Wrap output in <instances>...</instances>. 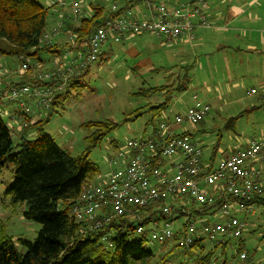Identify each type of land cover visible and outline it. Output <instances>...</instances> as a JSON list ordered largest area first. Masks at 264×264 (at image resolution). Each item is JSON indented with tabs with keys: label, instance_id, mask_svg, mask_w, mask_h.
Returning <instances> with one entry per match:
<instances>
[{
	"label": "trees",
	"instance_id": "trees-1",
	"mask_svg": "<svg viewBox=\"0 0 264 264\" xmlns=\"http://www.w3.org/2000/svg\"><path fill=\"white\" fill-rule=\"evenodd\" d=\"M118 1L115 0V4L118 5ZM137 2L141 1L135 3ZM58 3L52 2L50 6L46 7L38 0H0V55L24 58V56H37L40 52H47L56 56L60 54L61 50H64L65 53H71V60L75 59L80 52L85 51V45L89 39L104 26L107 19L120 16L131 6L130 2L125 3L124 7L119 4L120 11L115 15L101 4L91 2L88 7V15L84 14L76 24L63 21L64 27L61 32L69 35L72 44L69 40L65 45H61L53 43V39L56 37L52 35L53 28L50 33L47 32L48 19L53 14L52 11L56 10L59 14L64 10L58 7ZM51 16L53 17V15ZM47 33L52 39L50 45L43 41V37ZM72 53L73 56H71ZM51 63L52 61L49 64L51 65ZM90 66L80 76L73 77L68 82L67 94L57 95L48 111L46 120L32 125L31 128L36 130V138L29 140L23 137L16 146L19 151L15 154H12L15 149L13 131L3 123L0 117V166L11 162L16 167L15 180L6 191V196L11 198L14 206L25 204L27 206V210L24 212L25 219L41 226L33 243L24 240L18 241L27 250L23 256H20L13 238L5 232L0 220V264H150L155 259V254L146 248L150 242L146 234L136 237L139 227L148 228L152 221L176 222L187 218L175 235L177 241L180 236L186 235L187 226L200 216L195 213L194 209L192 210L193 215L188 217L179 209H175L171 215H166L163 211L154 210L152 207L141 210L139 219H133L128 215L118 218L99 230H87L83 234L80 233L82 228H86V225L74 220L71 209L82 196L85 188L101 174L100 168L89 160L91 152L118 127V123L89 122L84 124L88 131L85 138L87 148L78 157H73L60 149L47 134L45 128L59 103L65 100L68 90L80 88L81 81L89 72ZM51 68L52 66L49 68L50 71ZM35 69L29 65V71H18L19 81L0 88V96L22 86H53L52 82L39 80L38 74H33ZM161 70L152 72L158 74L163 71L177 70L178 76L171 84L168 83L171 78L167 77L166 84L148 88L146 91L148 95L161 94L164 99L161 104L148 107V112L152 115L149 124L155 128L160 124L162 115L169 112L174 97L188 91L193 66L180 68L171 66L161 68ZM141 114V110L136 111L135 118ZM244 115L245 112L230 119L225 130L235 129L236 123ZM27 120L29 121V119ZM182 137L193 141L191 133H184ZM221 141L220 134L211 153L207 173L211 172V168L217 160ZM213 198L215 199L214 205L201 207L204 213L213 211L212 214H215L225 202H239L244 207L261 209L264 208V187L261 195L254 194L248 200L225 196L223 193L213 196ZM242 213L239 212L235 217L239 219ZM205 240H207L206 237L194 240L193 244L186 249L176 246L155 264H167L170 259L177 256L175 254L177 248L182 249L183 254L200 251L196 263L210 264L214 259L215 250L218 248L225 250L227 244L222 245L224 242H215L213 249L207 252L204 248ZM242 250L239 245L238 254L242 255Z\"/></svg>",
	"mask_w": 264,
	"mask_h": 264
},
{
	"label": "built area",
	"instance_id": "built-area-1",
	"mask_svg": "<svg viewBox=\"0 0 264 264\" xmlns=\"http://www.w3.org/2000/svg\"><path fill=\"white\" fill-rule=\"evenodd\" d=\"M96 0H61L60 9H69V18L78 22L85 14L84 8L89 2ZM131 6L123 14L109 18L89 39L85 51L80 52L75 59H70L71 53H64L56 59L55 65L63 64V69L38 75L41 81L52 82L53 86H22L12 89L4 96L10 102H18L23 111L19 121L23 129L29 126V117L34 113L32 106L38 111H49L57 95L64 93L68 82L78 77L93 62L102 55L103 46L111 39L121 35L149 34L172 42L178 38L192 39L199 29H211L207 11L209 0H194L188 3H162L157 0H126ZM136 1H141L144 7L138 10L133 7ZM123 4V3H122ZM121 7H124L121 6ZM119 5L113 4L112 14L120 11ZM64 27L63 20L52 29V35L57 36ZM43 41L50 45L49 34ZM24 62L23 57H19ZM23 72L29 70V65L23 63ZM253 90L250 94H256ZM193 104L184 114L164 119L153 130V133L139 140L128 141L126 146L117 151L110 159L113 169L108 180L100 184L87 186L82 196L71 209L74 220L87 230L96 231L118 218L130 215L139 219V212L152 208L171 215L178 206L177 200H190L195 213L202 211L201 207H211L215 203L212 195L204 188L219 190L225 196L250 199L261 195L264 187V170H251L249 163L264 165V139L252 140L246 146L235 149L230 156L219 161L214 170L204 171L203 149L201 146L183 138L176 128L190 125L197 126L205 120L211 111L209 105L203 104L198 96L193 97ZM1 103V101H0ZM2 104V103H1ZM3 113L0 114V117ZM160 151V154H159ZM204 174V176H202ZM234 208L241 211L254 212V207H244L239 202H225L219 212L227 217L225 223L211 224L203 220L192 221L186 229V235L177 241L173 230L175 221H152L148 228L139 227L136 233L146 234L153 243H169L189 248L194 240L206 237L213 244L223 242L227 237L240 238L247 224L236 218ZM193 209L181 210L188 217L193 215ZM175 229V228H174ZM242 259L247 255L242 253Z\"/></svg>",
	"mask_w": 264,
	"mask_h": 264
},
{
	"label": "rangeland",
	"instance_id": "rangeland-1",
	"mask_svg": "<svg viewBox=\"0 0 264 264\" xmlns=\"http://www.w3.org/2000/svg\"><path fill=\"white\" fill-rule=\"evenodd\" d=\"M38 1L47 7L51 5L50 3H57L61 0ZM113 4L114 1L112 3L104 2V7L110 11ZM51 15L48 19V33L53 25H51ZM115 39L111 38L110 40L113 41L109 40L108 47L105 48L106 44L102 49L105 55L91 64L89 72L81 81L80 88L68 90V98L59 103L45 128L47 134L60 149L73 157H78L87 148L85 138L88 131L84 124L89 122L118 123V127L90 154V162L97 165L101 171V174L91 183L97 185L107 181L112 174L113 169L109 163L110 159L116 156L118 150L124 148L128 141L146 138L153 133L154 126L149 124L152 115L148 112V107L161 104L164 99L161 94L148 95L146 91L148 88L164 85L166 82L159 75L150 72L162 71L161 68L179 64L181 58L192 54V52H185V56L179 54L176 48L170 47L169 43L154 36L131 35L120 41ZM52 59L53 56L50 53L40 52L37 56H24V63L36 68L33 73L39 71V74H43L50 72L49 63ZM39 62L46 63L47 66L38 67ZM22 64L19 57L0 55V82L4 81L5 84L18 82L20 77L17 73L22 71ZM57 67L59 68H51V71H60L63 69V64L60 63ZM200 74L203 72H199ZM215 78L218 77L215 75ZM194 94V91L189 90L183 95L174 97L171 106V108L176 106L175 111H171L173 117L178 113L186 112V110L183 111V107L181 108V104L176 105L178 99L182 97L181 103L186 107H191L194 102L192 99ZM202 100L209 103L208 100ZM0 101L2 103H0V114L3 113L1 120L13 131L15 149L12 154H15L19 151L16 146L21 139L24 137L34 140L36 130L30 128L28 137H25L22 134L23 125L19 121V116L23 111L18 102H10L7 97H1ZM201 102L205 104L203 101ZM186 107L184 108L186 109ZM138 110H141L142 114L135 118ZM243 111L244 107L240 105L222 113L218 111L220 114L211 113V116L204 121L205 124L181 127H187L195 139L202 137L203 141L200 144L203 145L204 161L210 159L215 142L221 134L222 141L217 156V160H220L226 149L235 143L233 134L225 130L226 124ZM42 113L45 114V112ZM169 115L171 113L167 112L162 115L161 119L164 120ZM126 119L129 120L125 121ZM236 124L239 128L238 134L247 132L248 136L258 138L261 134L260 129L263 130L264 127V116L254 113L243 117ZM15 173L16 167L11 162L0 166V220L5 232L13 238L18 254L23 256L27 250L18 241L24 240L33 243L41 226L25 219L24 212L27 210L25 204L14 206L11 198L6 196V191L15 180ZM185 201L188 205H192L190 200L186 199ZM232 214L234 215V212ZM208 218H210L211 224L227 221V217H224L219 211L209 215ZM239 219L248 224L247 229L240 238H225V241H228L227 248L225 250L216 249L214 259L210 264H223V262H225L224 264H264V208H261L256 215L242 213ZM186 220L187 218H182L176 221L173 230L179 228ZM137 236L140 235L136 233ZM239 245L243 249L241 253L247 255L246 259H242L238 254ZM176 246L177 243L174 240L167 244L149 242L146 248L155 254V259L150 264H155L161 257L168 255ZM204 248L209 252L213 249V243L208 239L205 240ZM182 252V249L177 248L175 253L177 256L170 259L167 264H197L196 260L200 251H190L189 254Z\"/></svg>",
	"mask_w": 264,
	"mask_h": 264
},
{
	"label": "crops",
	"instance_id": "crops-1",
	"mask_svg": "<svg viewBox=\"0 0 264 264\" xmlns=\"http://www.w3.org/2000/svg\"><path fill=\"white\" fill-rule=\"evenodd\" d=\"M113 1L115 3V0H96L95 2L104 6V2L112 3ZM157 1L162 3L175 2L176 4H179L188 3L194 0ZM120 3H123L120 6H125V3H127V1L119 0L118 5ZM90 4L91 2H89L84 8L86 15H88V7ZM208 5L209 8L207 11V15L213 25L211 29H199L194 34V37L192 39L183 37L178 38L172 42H168L164 38L162 39L157 37L159 38V40H163L166 43H169L170 47L176 48L179 54L181 53L185 56V52H192V54H189L190 56L181 58L179 64H174L171 66H176L178 68L189 65L193 66V74L188 91H194V96H198V99L203 102L204 100L202 99L209 101V103L204 102L211 107V111L205 118V120H207V118H209L211 116V113L213 112L220 114L228 109H232L240 105L244 107V118L254 113H258L264 116V0H209ZM133 7L138 10H142L144 6L141 3H136L135 5H133ZM52 12V28L56 27V25L62 20L64 22L66 21L69 23H77L73 19L69 18L70 10L68 8L64 9L59 14H57L56 10ZM126 36L131 35L125 34L117 36L115 40H123L126 38ZM136 36L153 35L140 34ZM70 39L71 38H69L68 34H66L65 32H61L53 39V43H60L61 45H65L69 42ZM70 42L72 41L70 40ZM106 47H108V44L105 46V48ZM61 52L60 54L53 56L51 63L52 68H59L55 65V63L56 59L62 57V55L65 53L64 50H61ZM73 55L74 54L72 53L71 56ZM103 55L105 54L102 52L101 56ZM51 65L49 64V68ZM42 66L46 67L47 64L39 62L38 67ZM195 69L196 71H194ZM177 70L166 72L163 71L158 74L153 73L152 71L150 73L159 75V77L164 79V82H167V77H170L171 79L168 83L171 84L178 76ZM36 72L38 73L39 71ZM199 72H203V74L199 75ZM35 73L33 74L36 75ZM215 75L218 78H215ZM9 84L12 83L5 84L4 81L0 82V88H3L4 86H7ZM253 90H255L257 93L250 94ZM62 94H67V91L65 90ZM68 96L69 95H66V99L68 98ZM181 100L182 97L178 99L176 105L181 104V108L183 107V111H185L189 107H186V105L184 106L181 103ZM184 107H186V109ZM32 108L34 113L29 117V127L27 129H22V134L25 137H28L29 129L33 124L39 121L46 120L49 114L48 111H38L33 106ZM175 108L176 106L174 108H170L169 112L171 113V115H169L167 118H173V112L175 111ZM215 110H218L220 113ZM42 112H45V114ZM203 123L205 124V122ZM176 130L178 134L190 133L187 127H178L176 128ZM238 130L239 128L236 125L235 129L227 131L228 133L230 132L233 134L235 143L232 144L228 149H226L223 158H221L220 160H216L215 164L211 168V171L216 168L219 161L230 156V154L235 149L246 146L252 140L258 139L259 141L264 139V127L263 130L262 128L260 129L261 134L258 136V138H252L251 136H248L249 134L247 132L238 134ZM202 131L204 132V129H202ZM193 140L197 142L203 149V145L200 144L203 141L202 137L198 139L193 138ZM203 164L204 167H207L204 169V171L207 172L210 166V159L204 161L203 158ZM248 166L251 168V170H264V165L258 163H249ZM204 190L212 196L221 194V191L211 188H204ZM176 203H178L177 209L179 210L190 211L191 209H194L193 204L188 205L185 200L176 199L173 204L176 205ZM259 210L260 209H257L255 207L254 212H246V214L256 215ZM233 212L234 216L236 217V213H242L238 208H234ZM212 213L213 211L204 213L202 210L200 211V213H198L200 214V216L196 219L211 223L210 218L208 217ZM180 227L181 225L179 226V228ZM226 239H223L224 243H222V245L225 243L228 245V241H225Z\"/></svg>",
	"mask_w": 264,
	"mask_h": 264
}]
</instances>
